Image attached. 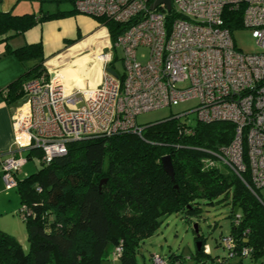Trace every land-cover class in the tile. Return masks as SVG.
I'll use <instances>...</instances> for the list:
<instances>
[{
	"label": "trees",
	"instance_id": "1",
	"mask_svg": "<svg viewBox=\"0 0 264 264\" xmlns=\"http://www.w3.org/2000/svg\"><path fill=\"white\" fill-rule=\"evenodd\" d=\"M40 2L39 13L0 10V37L19 35L46 20L78 13L74 0ZM62 2H72L73 8L61 9ZM44 4L56 8L51 11ZM95 18L108 28L112 41L125 28L107 18ZM7 53L22 62L40 60L8 85L7 98L16 101L24 95L26 80L46 74L44 46L27 43L8 47ZM234 130L228 121L197 118L190 122L178 115L148 123L141 133L125 131L69 142L66 154L41 162L38 171L24 178L18 176L21 213L29 231L36 226L37 232L30 233V247L25 251L15 237L0 229V264H101L117 246L123 248L121 264H138L139 245L164 217L174 212L199 216L206 206L219 202L231 205L228 234L236 238L238 250L251 248L248 257L255 264L264 255V205L230 169L224 172L220 164L206 165L230 143ZM41 155L39 149L27 152L28 159ZM165 155H171L174 179L163 167ZM196 233L201 247L195 257L201 261L210 252L200 230ZM228 234H222L219 241L228 256H216L217 264L231 259L223 244ZM238 257L242 264L244 257ZM165 260L166 264H185L175 254Z\"/></svg>",
	"mask_w": 264,
	"mask_h": 264
},
{
	"label": "built area",
	"instance_id": "2",
	"mask_svg": "<svg viewBox=\"0 0 264 264\" xmlns=\"http://www.w3.org/2000/svg\"><path fill=\"white\" fill-rule=\"evenodd\" d=\"M154 1L74 0L78 12L125 28L103 47L104 75L96 86L69 91L57 73L24 82L25 99L13 115L14 144L41 150L40 162L49 163L66 154L71 141L141 133L138 114L197 98L192 111L200 121H228L235 129L206 165L228 167L264 205V0H172L171 10L165 3L152 9ZM230 24L252 28L260 50L238 49ZM116 47L124 50L123 74L111 66ZM140 47L149 48L146 62L138 58ZM27 161L15 153L2 159L8 189L17 186ZM223 244L231 258L251 253L246 246L238 250L231 234ZM122 251L117 246L112 256ZM152 258L153 264H166L159 255Z\"/></svg>",
	"mask_w": 264,
	"mask_h": 264
},
{
	"label": "rangeland",
	"instance_id": "3",
	"mask_svg": "<svg viewBox=\"0 0 264 264\" xmlns=\"http://www.w3.org/2000/svg\"><path fill=\"white\" fill-rule=\"evenodd\" d=\"M26 6L30 10L39 12L41 8L40 0H28ZM43 7L49 8L54 11L53 5L44 4ZM61 9L73 8L72 2H62ZM80 13V12H79ZM82 20L79 22L80 29L74 36L76 40H83L93 33L97 28L102 26V23L92 15L82 14ZM105 32L101 30L93 37V41L105 40L112 41L109 30L107 29V38L104 39ZM233 38L236 47L246 53L258 52L260 49L253 36V30L250 27L240 26L233 29ZM76 40H67V44ZM91 40H89L91 42ZM87 43V42H86ZM109 43V42H108ZM0 45L5 43L0 42ZM84 46V45H83ZM80 46L79 48H82ZM108 49L105 48V52ZM92 51V50H91ZM95 51V50H94ZM5 52L0 53V57L5 56ZM114 62L112 66L123 74L125 68L123 63L124 50L122 47L113 49ZM95 56V55H94ZM139 60L146 62L149 59V48L140 47L138 49ZM1 66V65H0ZM2 67H0V70ZM67 69V68H66ZM40 77L46 78L47 75L43 74ZM200 100L197 98L188 99L180 102L177 105L165 106L149 111L142 112L137 115L136 122L138 125L145 126L148 123L156 122L168 118L170 116L181 115L182 119L193 122L197 119L196 112L192 111ZM189 112L187 115L184 113ZM18 157L27 159V151L22 150L19 152ZM40 159L38 156H32L27 162L23 164L18 172L19 178H24L41 168ZM220 168L224 172H228V167L220 164ZM2 184H0V229L15 237L23 246L25 251L29 250V227L21 213L23 203L21 202L20 193L16 186L7 188L3 180V169L0 174ZM264 192V190H263ZM238 208H235L237 211ZM231 205L226 202H219L215 205L206 206L199 216H189L184 212H174L164 217L158 229L150 236L146 237L138 247L137 262L138 264H153V255H159L164 259L169 260L173 258V254L178 255L185 264H217L214 260L216 256L227 257L228 252L219 245L221 235L230 233L232 227V217L230 216ZM198 223L200 234L205 237L207 252L210 256L206 255L201 261L195 257L196 249L198 248L196 239L195 224ZM119 258H115V260ZM250 257H244L242 264H251ZM106 264H113L107 262ZM114 264H121L120 260ZM225 264H241L240 257L231 258ZM255 264H264V255L259 256L255 260Z\"/></svg>",
	"mask_w": 264,
	"mask_h": 264
},
{
	"label": "crops",
	"instance_id": "4",
	"mask_svg": "<svg viewBox=\"0 0 264 264\" xmlns=\"http://www.w3.org/2000/svg\"><path fill=\"white\" fill-rule=\"evenodd\" d=\"M26 2L28 0H0V10L12 11L15 14L39 13L30 10L26 6ZM53 7L54 9L56 8L55 5ZM82 14L78 12L68 17L53 18L38 23L22 34L12 37H8V35L2 36L0 37V42L5 43V45H0V53L5 52L8 47L17 48L27 43L42 42L47 77L57 73L58 78L69 91L86 86H96L102 81L104 75L103 63L101 64L96 56L108 44V40L102 43L91 39L101 30L105 32L104 39L107 38L108 28L102 24L88 38L79 41L76 40L77 38L74 39L77 29H80L79 22L83 19ZM6 37L8 38L4 39ZM67 40L76 41L67 44ZM80 46L83 47L79 48ZM39 61V59H31L22 62L11 53H6L5 56L0 57V67H2L0 70V174L2 172V159L10 153L18 155L22 151L13 142V115L16 106L24 101L25 97L23 95L16 101H10L7 98L8 85ZM66 68L68 73L69 71L71 72L70 76L73 79L72 82L70 81L71 84L69 81L66 82L63 76V71ZM2 183L0 179V184ZM119 260H115L111 255L110 258L103 260L101 264H106L107 262L114 264Z\"/></svg>",
	"mask_w": 264,
	"mask_h": 264
},
{
	"label": "water",
	"instance_id": "5",
	"mask_svg": "<svg viewBox=\"0 0 264 264\" xmlns=\"http://www.w3.org/2000/svg\"><path fill=\"white\" fill-rule=\"evenodd\" d=\"M161 3H165L169 10L172 9V0H155L154 3L151 5V8L153 9ZM107 71L114 74V75H117L115 70L111 67H107ZM162 163H163V167H164L165 171L172 177V179H174L175 178V170H174V165L172 162L171 155L163 156L162 157ZM195 230H196V232H199L198 223L195 224ZM36 232H37L36 226H33L30 228L31 235H35ZM197 245H198V249H199L201 247V241H198Z\"/></svg>",
	"mask_w": 264,
	"mask_h": 264
},
{
	"label": "bare ground",
	"instance_id": "6",
	"mask_svg": "<svg viewBox=\"0 0 264 264\" xmlns=\"http://www.w3.org/2000/svg\"><path fill=\"white\" fill-rule=\"evenodd\" d=\"M101 52H102V50L97 54V59H99V62L102 64V60L104 59V57L101 55ZM70 74H71V72L69 71V73H68V70L67 69H65L64 71H63V76H64V78H65V81L66 82H72L73 81V79H71V76H70ZM71 82H70V84H71Z\"/></svg>",
	"mask_w": 264,
	"mask_h": 264
}]
</instances>
